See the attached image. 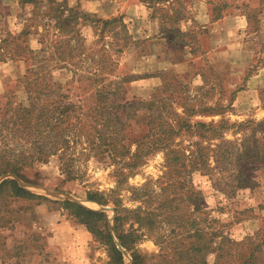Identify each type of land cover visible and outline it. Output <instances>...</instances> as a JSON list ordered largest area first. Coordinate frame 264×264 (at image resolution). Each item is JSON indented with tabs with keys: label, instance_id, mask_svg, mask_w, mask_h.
<instances>
[{
	"label": "rangeland",
	"instance_id": "rangeland-1",
	"mask_svg": "<svg viewBox=\"0 0 264 264\" xmlns=\"http://www.w3.org/2000/svg\"><path fill=\"white\" fill-rule=\"evenodd\" d=\"M24 1L39 2L35 5ZM47 1H68L71 7L88 14L91 20L81 26L85 48L83 54L93 55L102 49L104 43H108L104 47L114 53L111 57L117 62L116 69L113 67L115 74L127 80L121 95H118L122 101L149 99L156 86L180 82L175 104L179 113L186 102L203 110L206 105L218 102L228 105L233 100L232 110L224 116L198 112L191 117L192 121L207 123L226 119L228 123L223 126L226 139L241 141L243 136L251 133L247 121L264 120V0H151L153 4L143 0H0V39L5 31L16 34L27 26L31 32L27 41L22 43L26 47L22 56L15 60L0 61V121L10 118V104L29 105L28 90L24 85L30 74L28 69L42 70L45 65L42 60L49 58V52L54 49L53 39H59L57 30L52 26L55 20H45L36 15V11L48 9ZM206 13L211 14L214 21L206 22L201 16ZM244 15L251 17V23L242 27L241 16ZM114 17L123 18L134 40L125 51L117 54L114 51L120 40L114 31L121 29V25L111 24L104 32L105 40L101 41L103 24L92 21ZM42 48L46 52L43 53ZM79 52L76 50L67 58V67L53 70L57 67L54 66L55 60L48 61L46 67L49 66L55 79L59 78L63 83L72 80L73 72L70 70L80 74L97 71L101 65L99 61L89 56L83 57ZM163 71L167 73L162 75ZM103 72L110 79L114 78L109 75L110 70ZM87 84V81L79 79L72 83L81 89ZM184 86H188L190 91H185ZM43 99L47 101V97ZM149 115L148 110L141 111L137 119L127 124L129 137L144 134ZM55 139L51 137V141ZM197 139L195 135L188 137L184 134L176 138V143L181 142L185 148ZM11 142L10 148L17 150L16 154L24 151L26 155L31 154V137L24 141L11 139ZM211 142L218 143L219 140ZM82 143L83 146L77 149L83 147V154L76 152L72 157L59 158L58 153L50 156L47 162H35L32 166L24 167V179L19 178L25 186L21 185L47 195L48 200L19 199L13 196L10 188L0 194V264H132V252L118 245L120 241L114 230L116 208L150 209L157 206L156 203L148 206L142 196L134 194L133 189L149 181H167L162 177L167 170L165 152L155 151L145 156L142 165L132 173H128V168H125L123 171L128 173L127 178L119 181L116 168L123 165L118 161L120 157L116 162L112 158L101 159L85 139ZM70 144L69 152H72L76 143L71 141ZM2 145L0 140V151ZM21 149L23 151L19 152ZM136 149L137 145L132 144L131 153ZM11 158L16 159V156H7V159ZM238 168L246 175V180L244 187L234 195L218 193L207 175L195 173L188 178L189 186L194 184L204 191L203 205H207L212 214L220 219L218 225L206 221L199 223L206 239L187 237L195 231V228L188 226L198 214L193 213V210L200 200H192L191 192L187 188L184 190L186 194L181 211L187 217L181 221L184 227L179 232H184L182 241L188 247L192 246L191 243H203L200 246L202 250L197 254L202 264H264V157L242 160ZM7 178L13 177L6 175L0 180L2 182ZM158 185L157 192H161L165 184ZM88 193L95 194L101 202L88 199ZM64 198L77 200L108 215L114 241L123 252L122 262L114 263L115 256L102 232L94 237L78 218L54 201ZM104 207L108 209H102ZM159 210L164 213L166 207L161 206ZM203 216L199 214V217ZM131 225L139 229L134 217L125 226L128 228ZM98 227L105 230L102 222ZM166 230L168 227L160 231L166 233ZM160 231L150 233L146 228L139 230L143 235L135 248L143 264L167 263L166 259L157 257L158 254L171 253L166 243H162V246L158 243L156 237ZM211 236H214L213 244L207 240ZM223 236L240 244L226 245V252L221 257L217 248ZM206 240L208 245H204Z\"/></svg>",
	"mask_w": 264,
	"mask_h": 264
},
{
	"label": "trees",
	"instance_id": "trees-1",
	"mask_svg": "<svg viewBox=\"0 0 264 264\" xmlns=\"http://www.w3.org/2000/svg\"><path fill=\"white\" fill-rule=\"evenodd\" d=\"M143 1L153 4L151 0ZM25 2L38 5L39 1ZM47 3L48 9L44 12L38 10L36 15L45 20H55L52 26L54 30H57L59 39H53L54 49L49 52V58L42 60L45 62L42 70L28 69L30 74L26 77L27 80L24 85L28 90L29 105L13 106L10 104L8 106V111L11 112L10 118H4L0 121V140L3 144L0 151V177L14 174L24 179V167L32 166L35 162H47L50 156L58 153L59 158L72 157L76 152L83 154V147H81V151L77 148L83 146L84 139L91 149L97 151L96 155H99L101 159L112 158L116 162L120 157L118 161L123 165H118L119 167L116 168V172L120 176L119 181H123L127 178L128 173H132L134 169L141 166L145 156L155 151H164L167 170L162 177L166 178L167 181L165 183L161 180L149 181L142 187L133 189L134 194L137 193L138 196H142V200L144 199L148 206H154V203L157 206L150 207V209H143L142 207L131 209L118 206L114 217V230L121 247L132 252V264H143L140 254L135 248L136 242L143 235L139 230L146 228L148 232L153 233L159 232L164 227H168L167 232L162 233L160 231L161 233L156 239L160 246L162 243H166L171 253L168 255L158 254V258L166 259V264H202L199 260L200 256L197 254L202 250L200 246L203 243H191L192 246L188 247L182 241L184 232H179L184 227L181 221L183 222L187 217L186 213L181 211L184 202L183 197L186 194H184V190L187 188L186 190L191 192L190 198L192 200L196 202L200 200V203L193 210V213L197 212L198 214L191 221V226H188L195 228V231L189 233L187 237L206 239L203 231L199 228V223L206 221L218 225L220 219L212 214L207 205H203L201 201H203L204 191L198 189L194 184L189 186L188 178L195 173H201L210 177L218 193L236 194L238 190L244 187L246 180V175L238 168L239 163L245 159L264 157V120L247 121L246 124L251 128V133L243 136L241 141L226 139L223 134V126L228 123L226 119H221L218 123L214 121L207 123L200 120L192 121L191 117L198 112L210 116H224L227 111L232 110L233 100L231 99L228 105H224L222 102L206 105L203 110L196 109L194 104L191 105L186 102L182 105L183 111L179 113L175 104L180 82L156 86L149 99L134 98L133 100L122 101L119 96L122 93L124 82L127 80L115 74L117 62L115 58L112 59L111 57L114 53L104 47L108 43H104L102 49L96 51L98 54H83L85 48L82 44L81 26L91 20L88 14L77 7H71L68 1H47ZM154 3L159 4V2ZM247 20L250 24L251 17L249 15ZM92 21L96 24H103L101 41L105 40L104 32L108 30L107 28L111 24L121 25V29L114 31L115 36L120 40L115 47L114 52L116 54L122 53L129 47V43L134 42L122 17L107 20L93 19ZM29 30L27 26L23 31L16 34L9 31L2 34L3 37L0 39L1 62H6L8 59L15 60L23 55L26 47L24 48L22 43L27 41L31 33ZM77 43H80L79 48ZM112 45L114 46V43ZM76 50H79V54L83 57L89 56L90 59L98 60L101 64L98 70L86 74L70 70L73 72L72 80L65 81V83L59 78L56 80L55 75L53 76L54 73L48 69L49 66L46 67V63L55 60L54 66L57 67H54L53 70L67 67V58L71 57ZM41 51L46 52L43 48ZM33 53L34 51H32ZM114 66L115 69H113ZM106 70L113 72H109V75L114 78L107 77L106 72H103ZM165 73L167 71H163L161 74ZM47 77H50V80H47ZM247 77L248 75L245 79ZM76 79L87 81L89 84L82 89L75 87L72 83ZM184 88L185 91H190L188 86H184ZM43 97H47V101H44ZM144 110L150 112L144 134L129 137L127 124L131 120L137 119L138 113ZM90 122L93 123L90 124ZM258 133L261 136L258 137ZM184 134L188 137L195 135L198 139L184 148L181 146V142L176 143V138L184 136ZM29 137H31L32 142V146L29 147L31 154L26 155L25 151L21 152L23 149L18 150L21 152L20 154H16L17 150L10 148L11 139L24 141ZM51 137L56 139L51 141ZM215 139L219 142H211ZM71 141H75L76 148L69 152ZM132 144L137 145L134 153H131ZM8 155L16 156V159H7ZM211 160H213L214 165H212ZM125 168H128V173L123 171ZM66 170L73 173L70 169ZM158 184H165L162 185L161 192H157ZM6 188H10L13 196L19 199H49L47 195L23 187L17 179L7 178L3 180L0 183V194ZM87 198L101 202L92 193H88ZM54 201L58 202L61 208L67 210L70 215L78 218L80 223L84 224L94 237L102 232L103 238L107 239L111 252L115 256L114 263L123 261V252L114 241L108 223V215L105 212L87 207L69 198ZM161 206L166 207L164 213L159 210ZM199 214H204L205 217H199ZM132 217L139 224V229H135L133 225L128 228L125 226ZM100 222L103 223L105 230L99 229L98 224ZM207 240L213 244L214 236L207 238ZM207 240L204 245H208ZM233 244L239 245L240 243L223 236L217 248L220 252L219 255L223 257L226 252L225 246ZM177 247L181 248L177 250Z\"/></svg>",
	"mask_w": 264,
	"mask_h": 264
},
{
	"label": "crops",
	"instance_id": "crops-1",
	"mask_svg": "<svg viewBox=\"0 0 264 264\" xmlns=\"http://www.w3.org/2000/svg\"><path fill=\"white\" fill-rule=\"evenodd\" d=\"M211 14L206 13L205 15L201 14V16H203L202 18H204V20H206V22H211L214 21L213 18L210 16ZM242 17V24L240 26L244 27L247 25L248 21H247V17L241 16ZM198 19V17H196Z\"/></svg>",
	"mask_w": 264,
	"mask_h": 264
},
{
	"label": "water",
	"instance_id": "water-1",
	"mask_svg": "<svg viewBox=\"0 0 264 264\" xmlns=\"http://www.w3.org/2000/svg\"><path fill=\"white\" fill-rule=\"evenodd\" d=\"M11 176L13 177V178H15V179H17L20 183H22V185H24L25 186V183L24 182H22V180L19 178V177H17L16 175H14V174H11ZM2 179H4V178H2ZM0 182H1V180H0ZM69 199H71V198H69ZM73 200V199H72ZM74 201H76V202H78L77 200H74ZM79 203V202H78ZM81 204V203H80ZM102 209H108V208H106V207H104V208H102ZM118 245L121 247V245H120V243L118 242Z\"/></svg>",
	"mask_w": 264,
	"mask_h": 264
}]
</instances>
